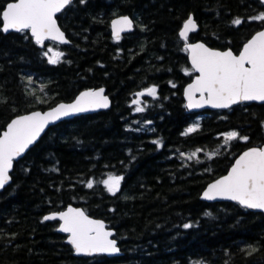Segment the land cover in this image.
I'll use <instances>...</instances> for the list:
<instances>
[{
  "label": "trees",
  "instance_id": "16d2710c",
  "mask_svg": "<svg viewBox=\"0 0 264 264\" xmlns=\"http://www.w3.org/2000/svg\"><path fill=\"white\" fill-rule=\"evenodd\" d=\"M260 13V0H73L57 16L68 45L40 48L28 31H0V133L14 117L84 89L104 87L112 101L107 111L51 127L15 163L0 192V264H264V214L200 199L240 153L264 144V104L188 111L183 88L194 72L185 75L179 36L192 14L199 29L188 42L237 54L264 27L251 20ZM119 15L135 28L117 42L110 22ZM48 47L64 53L59 62L49 63ZM151 86L157 98L140 97L146 107L135 112V94ZM230 131L249 139L224 145ZM108 175L123 177L116 195L100 183ZM68 205L114 229L122 256H74L58 222L43 219Z\"/></svg>",
  "mask_w": 264,
  "mask_h": 264
},
{
  "label": "snow or ice",
  "instance_id": "6c2138e0",
  "mask_svg": "<svg viewBox=\"0 0 264 264\" xmlns=\"http://www.w3.org/2000/svg\"><path fill=\"white\" fill-rule=\"evenodd\" d=\"M261 2L264 3V0ZM71 3L72 0H11L0 9V31H28L35 43L41 47L47 40L67 44L69 41L57 24V14ZM251 20L264 22V13L251 17ZM232 23L239 26L242 20L236 18ZM111 27L113 38L118 42L122 32L132 30L133 21L124 16L113 20ZM196 29L197 25L190 16L179 32L181 39L185 41L186 51L191 55V71L184 69L185 75H191L192 72L199 74L185 89L188 101L186 106L230 108L242 102H264V30L255 33L243 45L242 51L234 55L231 50L222 52L212 50L202 43L189 44V33ZM48 53L52 54L49 57V63L52 64L59 62L64 55L63 52L53 51L52 47L47 48L45 55ZM172 86L175 87L174 84ZM135 96L137 98L132 101L135 112H143L146 105L141 106L142 101L139 98H157V88L148 87ZM108 106V97L101 88L84 91L73 103H61L46 113L35 112L13 119L7 125V130L0 135V189L10 182L9 173L14 160L36 142L49 123L74 113ZM194 131L195 127L189 128L185 135ZM236 139L247 142L249 138L241 137L237 131H230L224 134V145ZM153 143L160 144L159 141ZM200 151L201 149H197L191 155L185 156V159L194 158ZM218 153L219 149L208 154V158L212 159ZM122 180V176L108 175L100 183L108 193L116 195L120 191ZM94 183L89 180L86 187L91 189ZM202 198L232 200L247 209L264 211V146L244 151L226 176L207 187ZM43 219L62 221L58 231L68 234L67 242L72 245L76 254L91 256L97 253L114 254L119 251L117 241L111 239L113 232L106 230L102 221L89 218L78 208L69 207L67 211L47 215ZM184 227L189 228L191 225L185 224Z\"/></svg>",
  "mask_w": 264,
  "mask_h": 264
},
{
  "label": "water",
  "instance_id": "95a60500",
  "mask_svg": "<svg viewBox=\"0 0 264 264\" xmlns=\"http://www.w3.org/2000/svg\"><path fill=\"white\" fill-rule=\"evenodd\" d=\"M260 1H261V0H260ZM72 2H73V0H72ZM68 6H69V5H68ZM68 6H67V7H68ZM67 7H65V9H66ZM65 9H64V10H65ZM64 10H63V11H64ZM60 13H61V12H60ZM60 13H58L57 16H58ZM124 16H127L130 20L133 21V19H132L130 16H128V15H119V16L114 17V18L111 20V22H112L113 20H115V19H118V18H121V17H124ZM190 16H191V17L193 18V20L195 21L194 16H193L192 14H190V15L188 16V18H189ZM188 18H187V19H188ZM187 19H186V21H187ZM186 21H185V22H186ZM111 22H110V30H111V35H112V37H113V34H112V27H111ZM185 22H184V23H185ZM184 23H183V24H184ZM195 23H196V25H197V29H196V31H194V32H190L189 35H190L191 33H195V32L198 31L199 26H198V24H197L196 21H195ZM57 24H58V26L60 27V25H59V23H58V20H57ZM182 27H183V25H182ZM182 27H181L180 31L182 30ZM134 28H135V23H134V21H133V27H132V30H131V31H125V32H122V33H121V36L133 32ZM60 29H61V31H63V29H62L61 27H60ZM262 30H264V27H263L261 30H259V31H262ZM180 31H179V32H180ZM259 31H257V32H259ZM63 32H64V31H63ZM257 32H255V33H257ZM3 33H4V32H3ZM9 33H19V32L9 31V32L4 33V34H9ZM255 33H254V34H255ZM29 34H30V32H29ZM64 34H65V32H64ZM254 34H253V35H254ZM253 35H252L248 40H250V39L253 37ZM30 36H31V34H30ZM179 36H180V35H179ZM31 37H32V36H31ZM65 37H66V39L69 41V39L67 38L66 34H65ZM32 38H33V37H32ZM180 38H181V37H180ZM248 40H247V41H248ZM33 41L35 42L34 38H33ZM46 42H53V43H56V44H59V45H68V44L70 43V41H69V43H67V44H60V43L55 42V41L47 40V41L44 42V45H45ZM196 43H202V44H204L206 47H208V48H210V49H212V50H216V51H222V52H223V51H228V50H229V49H227V50L213 49V48L207 46L205 43H203V42H201V41L194 42V43H189V44H196ZM245 43H246V42H245ZM245 43H244V44H245ZM244 44H243V45H244ZM39 47H40V48H43L44 46L41 47V46L39 45ZM242 48H243V46H242ZM240 51H242V49H241ZM232 52H233V51H232ZM187 53H188V55H187L188 62H189V65L191 66V55H190V53H189L188 51H187ZM239 53H240V52H239ZM239 53H238V54H239ZM233 54H234V55H238V54H235L234 52H233ZM194 73H195V76H194V77L192 78V80H191L189 83H187V84L184 86V88H183V98H184V100H185V105H187V103H188V101H187V99H186V97H185V89L187 88V86H188L189 84H191V83L195 80L196 76L199 75V74L196 73V72H194ZM101 88L104 89V95L108 97V100H109V106H108L107 108H98V109L90 110V111H87V112L74 113V114L69 115V116H66V117H61L59 120H56V121H54V122L49 123V124L46 126V128L44 129V131L41 133L40 137L36 140V142H35L33 145H30L29 148H28V149H27V150H26V151H25L20 157H18L16 160H14V162H13V168H12V170H11L10 173H9V175H10V177H11L10 182H9L7 185H5V187H4L3 189H0V192H2L7 186H9V185L11 184V182H12V176H11V175H12V172H13V169H14V166H15V163H17L18 161H20L21 159H23L24 156L28 153V151H29L32 147H34L35 144H37V143L39 142V140L44 136V134H45V133H46L51 127L56 126V125L60 124V123L63 122V121L73 119V118H75V117H79V116H83V115H90V114H94V113H98V112H102V111H107V110H109V109L111 108L112 101H111V98H110L109 95L107 94L106 89H105L104 87H99V88H89V89H84V90L80 91V92L74 97V99L71 100V101H69V102H64V101H62V102H59V103H57L56 105H54L53 107L48 108V109H46V110H44V111H42V110H34V111L29 112V113H25V114H22V115H19V116H16V117L13 118V119H16V118H18V117H20V116L30 115V114L35 113V112H40V113H42V114H43V113H46V112H48V111H51L52 109H54L55 107H57V106H58L59 104H61V103H63V104H71V103H73V102L76 100V98H77L82 92H84V91H89V90H99V89H101ZM197 98H199V94H197ZM245 103H258V104H264V102H257V101L242 102V103H240V104H245ZM240 104L233 105V106H231L230 108H232V107H234V106H237V105H240ZM186 108H187V110L190 111V112H198V111H204V110H210V111H217V110H220V111H224V110H228V109H230V108H213V107H211V106H209V105H205V106L200 107V108H188V107L186 106ZM13 119H11V120L9 121V123H10ZM9 123H8V124H9ZM8 124H7V125H8ZM7 125H6L5 129L0 133V135H2L3 132L7 130ZM261 146H264V144L261 145ZM249 149H250V148H249ZM246 150H248V149H246ZM246 150H245V151H246ZM243 152H244V151H243ZM243 152L240 153V154L235 158V160L233 161L231 167L234 165L236 159H238L239 156L243 154ZM231 167L228 169V171H227L226 174H224V175H222L221 177H219V178L213 180L212 182H210V183H209V184L203 189V191H202L201 194H200V199H201L202 201H205V202H208V203L229 202V203H236V204H239V203H237L236 201L227 200V199H220V198H217V199H215V200H206V199H203V198H202V197H203V193L206 191L207 187H208L210 184L214 183L216 180H218V179H220V178L226 176V175L229 173V171L231 170ZM239 205H240V204H239ZM240 206H241V205H240ZM69 207H72V208H78V209L84 211L83 208H81V207H77V206H74V205H68V206H67L64 210H62V211H67V209H68ZM241 207H242V206H241ZM243 208H245V207H243ZM246 209H247V208H246ZM247 210L252 211V212H260V213H263V214H264V211H262V210H258V209H247ZM62 211H59V212H62ZM59 212L48 213V214H46L45 216H47V215H52V214H54V213H59ZM84 212H85V211H84ZM85 214H86L87 216H89V218H91V219H95V220H100V221H102V222L105 224V226H106V230H109V231H112V232H113V236L111 237V239H115V238H114V236H115V230H114V229H111V228H108V227H107V223H106L104 220H102V219H98V218H94V217H91V216L88 215L86 212H85ZM45 216H44V217H45ZM44 217H43V218H44ZM44 221H45V220H44ZM48 221H57V222H58L57 233L66 236L65 243L68 244V245L72 248V250H73V254H74V256H76V257H89V258H91V257H95V256H98V255H102V256H106V257H119V256H122V252H121V250H120V247H119V245H118V242H117V247H118L119 251H118L117 253H114V254L97 253V254H93V255H91V256H85V255H83V254H76V252H75L74 248L72 247V245H70V244L67 242V240H68V234H67V233H63V232L58 231L59 225L62 223V221H59L58 219H57V220H48ZM115 240H116V239H115ZM116 241H117V240H116Z\"/></svg>",
  "mask_w": 264,
  "mask_h": 264
},
{
  "label": "rangeland",
  "instance_id": "374dc122",
  "mask_svg": "<svg viewBox=\"0 0 264 264\" xmlns=\"http://www.w3.org/2000/svg\"><path fill=\"white\" fill-rule=\"evenodd\" d=\"M53 51H57V50L53 48ZM48 55L51 56L52 54L51 53H48Z\"/></svg>",
  "mask_w": 264,
  "mask_h": 264
},
{
  "label": "bare ground",
  "instance_id": "6f19581e",
  "mask_svg": "<svg viewBox=\"0 0 264 264\" xmlns=\"http://www.w3.org/2000/svg\"><path fill=\"white\" fill-rule=\"evenodd\" d=\"M185 102V101H184ZM186 107V106H185Z\"/></svg>",
  "mask_w": 264,
  "mask_h": 264
}]
</instances>
